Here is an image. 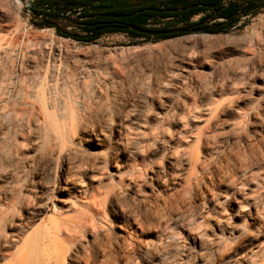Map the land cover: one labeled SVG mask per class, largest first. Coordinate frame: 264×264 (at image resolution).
I'll use <instances>...</instances> for the list:
<instances>
[{"label":"bare ground","instance_id":"obj_1","mask_svg":"<svg viewBox=\"0 0 264 264\" xmlns=\"http://www.w3.org/2000/svg\"><path fill=\"white\" fill-rule=\"evenodd\" d=\"M6 27L0 23L3 264H136L166 253L165 240L180 235L175 222L209 238L213 264L229 254L233 264H264V243L238 252L264 225V34L241 42V63L205 62L209 80L187 86L192 53L168 55L154 77L145 76L152 62L138 47L77 48L62 69L45 41L18 42L14 29L4 42ZM59 40L56 49L71 53ZM119 60L130 67L119 69ZM252 180L258 190L237 204ZM242 207L249 219L237 226L230 220ZM40 210L51 215L34 227ZM116 210L138 222L117 248L99 237Z\"/></svg>","mask_w":264,"mask_h":264},{"label":"rangeland","instance_id":"obj_2","mask_svg":"<svg viewBox=\"0 0 264 264\" xmlns=\"http://www.w3.org/2000/svg\"><path fill=\"white\" fill-rule=\"evenodd\" d=\"M21 2V0H19ZM229 1V0H226ZM18 8L12 2V0H4L3 3H0V23L1 25H8L4 28L2 32L4 34V42L12 41L14 38L13 32L16 31V35L19 36L17 39L18 42H24L27 37L31 40L34 39V42L45 41L46 44L54 47V58L58 66L63 69L65 58L68 56L77 54L74 52L75 49L85 50L93 49L96 52L108 53L112 52L115 49L123 48H133L138 47L146 51L149 59L152 62L151 68L144 70L146 77L156 76L158 70H163V67L166 62V57L168 55H185L187 53L194 54L193 63L195 69L191 80H186L185 85L192 86V83L196 80H209L210 70L203 68V63H209L210 65H216L221 60H229L237 65L241 63L243 58V52L241 51L240 44L244 40L254 45L257 40L264 34V6L260 8L255 16L251 17H242L241 18V27H234L226 33L219 34H204V33H192L184 35L181 37H176L167 40L151 41L148 39L137 38L133 39L127 34L122 33H112L104 34L98 40L92 43L76 42L69 38L59 37L56 34L55 28H39L35 24L40 23V19L32 15V13L24 7ZM2 11V12H1ZM2 13V14H1ZM3 18V19H2ZM73 19L71 15L58 18L55 21V25L58 29L65 30L69 33H78V29L70 22ZM177 23H173L171 26L176 28H181L183 26H176ZM165 29H172L165 25L161 27ZM49 29V32L41 33V30ZM53 31V32H52ZM41 33V34H40ZM33 34V35H32ZM39 34V35H38ZM39 37H38V36ZM51 35L53 38H51ZM26 36V37H25ZM41 37V38H40ZM59 38L67 40L71 48V53H65L62 50H57ZM25 39V40H24ZM59 41H58V40ZM161 42L167 43L159 51L155 50V47L158 46ZM60 53V54H59ZM81 57V56H78ZM139 57H135L132 62H137ZM29 61H33L29 59ZM29 69L34 71L35 62H28ZM61 63V64H60ZM128 63V62H127ZM125 60H119L116 63V66L119 67H130L127 65ZM131 63V62H130ZM32 65V66H31ZM202 66V68H201ZM101 69L104 66L99 67ZM147 69V68H146ZM202 70V71H201ZM212 74H215L212 71ZM197 80V81H198ZM178 82V81H177ZM175 89L180 88L179 82L177 85H174ZM229 113V112H228ZM226 119L232 118L231 115H225ZM255 174H258L255 172ZM260 180H264V173L261 174ZM257 182L252 180L242 187L238 194L237 204L244 202H250L252 194L257 191ZM199 199V198H198ZM135 207V206H134ZM236 207V206H235ZM239 207V206H238ZM51 208V206H50ZM126 211V212H125ZM240 211H244L237 215L233 220V224L239 226L244 219H249L247 217V207H242ZM131 211L116 210L115 212L107 214V219L105 224H101L102 231L99 233L100 240L103 243H107L108 240H111L112 245L117 248V242L120 243L122 238L121 235L128 233L134 236L135 231L138 229L137 217L134 221V218L130 215ZM133 212V211H132ZM129 213V214H128ZM51 215V212H45V210H40L38 217L34 220V227H42V219L47 218ZM137 223V224H136ZM174 232L179 231L180 235L174 238L165 240L166 253L153 255L152 257H141L136 264H213L214 260L217 258L216 252L212 251L209 247V238L204 235L196 236L193 235L195 232H189L188 228H182L180 223L175 222L173 224ZM188 229V230H187ZM124 231V232H123ZM31 232V231H30ZM171 232V231H170ZM147 235L148 240H156L155 233L153 231L149 232ZM211 235V233H208ZM196 235V234H195ZM192 237V238H191ZM194 237V238H193ZM199 237V238H197ZM88 241V244H91ZM264 243V225L261 228H256L252 234L247 238V242L244 245H241L238 252L242 253L244 248L245 251H250L256 249L260 244ZM243 246V247H242ZM166 255V256H164ZM235 254L227 255L222 262L219 264H233ZM0 264H3L0 261Z\"/></svg>","mask_w":264,"mask_h":264},{"label":"trees","instance_id":"obj_3","mask_svg":"<svg viewBox=\"0 0 264 264\" xmlns=\"http://www.w3.org/2000/svg\"><path fill=\"white\" fill-rule=\"evenodd\" d=\"M42 2L50 5L53 10L65 6L63 0H42ZM263 6L264 3H242L236 0H229L225 6L222 4V0H167L132 10L102 14L82 12L70 21L79 30L78 33H69L56 27L55 21L64 17L65 13L44 12L37 9H29V11L34 16H42L40 23L35 24L37 27L55 28L59 37L69 38L76 42L92 43L102 35L112 33H126L133 39L143 38L151 41L167 40L192 33H226L234 27H241L242 17L255 16L256 12ZM207 11L210 14L200 17L197 22H188L190 17ZM152 18L177 19L184 23V27L147 29L145 23ZM218 19L223 20L218 21ZM130 27L147 31L148 34L135 32Z\"/></svg>","mask_w":264,"mask_h":264},{"label":"water","instance_id":"obj_4","mask_svg":"<svg viewBox=\"0 0 264 264\" xmlns=\"http://www.w3.org/2000/svg\"><path fill=\"white\" fill-rule=\"evenodd\" d=\"M77 1H86V2L93 3V4H111L112 5L111 7L102 8V9H94L93 10V11H105V10H112V9L142 7V6H145V5H150V4L162 2V1H165V0H140V2L137 3V4H129V5H126L125 3H127V2H129L131 0H77ZM236 1L252 2V3H255V4L264 3V0H236ZM21 2L24 3V7L27 8V10H29V9H37V10L44 11V12L55 11V12H58V13L69 12L68 9L53 10V8L50 5H46L43 2H41V1L21 0ZM222 20H220V21H222ZM130 29L135 31V32L148 34V32L144 31V30H139V29H136V28H133V27H130Z\"/></svg>","mask_w":264,"mask_h":264},{"label":"flooded vegetation","instance_id":"obj_5","mask_svg":"<svg viewBox=\"0 0 264 264\" xmlns=\"http://www.w3.org/2000/svg\"><path fill=\"white\" fill-rule=\"evenodd\" d=\"M63 1H64L63 4L65 6L63 8H61V9H68L69 10V12H66L65 14H67V13L73 14V13H76L77 11H79L80 13L87 12V13H92V14H102V13H106V12L132 10V9L140 8V7H134V8L112 9V10H105V11H93L94 9L107 8V7H111L112 5L111 4H93V3H90V2L77 1V0H63ZM165 1H167V0H165ZM165 1H162V2H165ZM139 2H140V0H131V1L127 2V3H125V4L126 5L137 4ZM238 2H240V1H238ZM242 3H246V2H242ZM75 5H77V6H75ZM70 11H72L73 13L70 12Z\"/></svg>","mask_w":264,"mask_h":264},{"label":"crops","instance_id":"obj_6","mask_svg":"<svg viewBox=\"0 0 264 264\" xmlns=\"http://www.w3.org/2000/svg\"><path fill=\"white\" fill-rule=\"evenodd\" d=\"M227 3H228V1H226V0L223 1V0H222V4H223L224 6H225ZM205 14H210V12L207 11L206 13H200V14H198V15H194V16L190 17V19L188 20V22H189V23H191V22H197V21L200 19V17L204 16ZM149 20H154V21H156V22H159V21H165V22H167L166 25H167L168 27H170V28H174L173 26H171L173 23H177L176 26H183V25H184L183 22H180V21H178L177 19H173V18H165V19H162V18H152V19H149ZM149 20H147V21H149ZM220 20H222V19H218V21H220ZM122 34H126V33H122ZM127 35H128V34H127Z\"/></svg>","mask_w":264,"mask_h":264},{"label":"built area","instance_id":"obj_7","mask_svg":"<svg viewBox=\"0 0 264 264\" xmlns=\"http://www.w3.org/2000/svg\"><path fill=\"white\" fill-rule=\"evenodd\" d=\"M34 1H41L42 2V0H34ZM80 14V12L79 11H77L76 13H73V14H71V16L74 18L75 16H78ZM66 16H68L69 15V13H67V14H65ZM38 19H42V16L41 15H39V16H36ZM166 23L167 22H165V21H159V22H156V21H154V20H149V21H147L146 23H145V27L147 28V29H163V28H161V27H165V25H166ZM79 31V30H78Z\"/></svg>","mask_w":264,"mask_h":264}]
</instances>
